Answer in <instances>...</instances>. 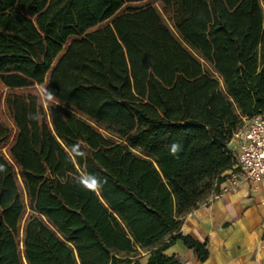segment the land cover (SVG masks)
Listing matches in <instances>:
<instances>
[{"label":"trees","instance_id":"obj_1","mask_svg":"<svg viewBox=\"0 0 264 264\" xmlns=\"http://www.w3.org/2000/svg\"><path fill=\"white\" fill-rule=\"evenodd\" d=\"M159 1L0 0V264L207 259L180 228L264 115V0Z\"/></svg>","mask_w":264,"mask_h":264},{"label":"crops","instance_id":"obj_2","mask_svg":"<svg viewBox=\"0 0 264 264\" xmlns=\"http://www.w3.org/2000/svg\"><path fill=\"white\" fill-rule=\"evenodd\" d=\"M249 121L242 117V124ZM231 147L236 151V140ZM227 173L220 192L189 212L180 228L183 235L207 242V259L199 260L181 239L165 249L167 256L183 264H264V182L234 180L231 171ZM140 252V261L147 262L148 251Z\"/></svg>","mask_w":264,"mask_h":264},{"label":"built area","instance_id":"obj_3","mask_svg":"<svg viewBox=\"0 0 264 264\" xmlns=\"http://www.w3.org/2000/svg\"><path fill=\"white\" fill-rule=\"evenodd\" d=\"M237 142L234 151L238 172H232V178L252 183L264 182V115L250 118L241 124L234 134Z\"/></svg>","mask_w":264,"mask_h":264},{"label":"rangeland","instance_id":"obj_4","mask_svg":"<svg viewBox=\"0 0 264 264\" xmlns=\"http://www.w3.org/2000/svg\"><path fill=\"white\" fill-rule=\"evenodd\" d=\"M151 2L160 10V12L161 13H163L162 12V8H161V5H160V1L159 0H151ZM264 10V9H263ZM163 17L165 18V20H166V22L169 24V25H171L170 24V22H169V20L167 19V17L163 14ZM43 98L45 99V96H43ZM3 103V102H2ZM3 151H5V149L3 150ZM144 252H146L145 250H143ZM141 253V252H140Z\"/></svg>","mask_w":264,"mask_h":264}]
</instances>
